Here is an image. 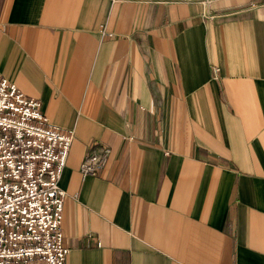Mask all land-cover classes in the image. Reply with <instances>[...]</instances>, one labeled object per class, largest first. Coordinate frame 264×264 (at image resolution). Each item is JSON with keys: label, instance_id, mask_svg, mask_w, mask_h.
<instances>
[{"label": "crops", "instance_id": "obj_1", "mask_svg": "<svg viewBox=\"0 0 264 264\" xmlns=\"http://www.w3.org/2000/svg\"><path fill=\"white\" fill-rule=\"evenodd\" d=\"M0 72L73 132L65 264H264V0H0Z\"/></svg>", "mask_w": 264, "mask_h": 264}, {"label": "built area", "instance_id": "obj_2", "mask_svg": "<svg viewBox=\"0 0 264 264\" xmlns=\"http://www.w3.org/2000/svg\"><path fill=\"white\" fill-rule=\"evenodd\" d=\"M72 137L0 72V264H65L59 180ZM108 154L87 153L80 174L96 175Z\"/></svg>", "mask_w": 264, "mask_h": 264}]
</instances>
